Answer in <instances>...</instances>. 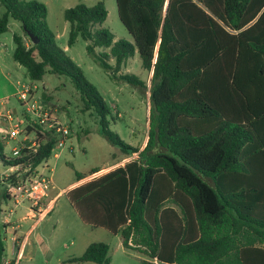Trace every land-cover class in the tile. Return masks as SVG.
Returning a JSON list of instances; mask_svg holds the SVG:
<instances>
[{
    "label": "trees",
    "instance_id": "1",
    "mask_svg": "<svg viewBox=\"0 0 264 264\" xmlns=\"http://www.w3.org/2000/svg\"><path fill=\"white\" fill-rule=\"evenodd\" d=\"M115 8L132 42L101 27L106 11L96 2L63 10L66 45L79 36L113 74L137 53L150 71L146 139L137 157L69 188L70 205L83 223L154 260L142 264H264V0H115ZM45 16L41 2L0 0V33L9 19L19 23L12 60L30 80L66 76L100 134L136 152L109 130V107L55 44ZM118 77L143 86L133 74ZM35 140V151L6 159L0 138V164L48 158L54 137ZM107 250L90 242L71 260L107 264ZM2 252L0 239V264Z\"/></svg>",
    "mask_w": 264,
    "mask_h": 264
},
{
    "label": "rangeland",
    "instance_id": "2",
    "mask_svg": "<svg viewBox=\"0 0 264 264\" xmlns=\"http://www.w3.org/2000/svg\"><path fill=\"white\" fill-rule=\"evenodd\" d=\"M35 1L43 3L46 8L45 21L53 33L55 44L78 65L86 80L109 107L114 118L113 121L109 120V130L124 144L136 147L137 151L124 152L100 134L94 116L89 111H80L78 93L66 76L46 72L40 80H30L22 66L17 63L14 67L10 66L13 61L11 33L14 24L18 25V22L9 19L8 29L0 33V41L4 43V47L0 48L1 70L10 82H19L17 89L20 88V83L33 84L34 96L45 97L46 103L56 109L58 119L69 127V136L58 157L50 155L46 159V168L43 164L37 166V170L51 180L45 202L55 196L53 203L44 208L41 216L38 217L36 211H32L31 218L24 216L30 207L26 200L13 207L11 201L0 199L2 210L11 209L8 224L3 222V213H0L2 257L9 264H95L71 259L79 256L90 242L102 241L108 246L107 264H142L141 260L154 261L137 249L123 247L119 233L113 234L104 228L83 223L65 196L69 188L137 157V152L144 145L148 128L150 71L141 67L136 52L113 74L110 69L99 66L95 58L85 51L86 42L79 36L71 46L66 45L68 23L62 18L63 10L78 4L91 6L96 2H102L106 11L101 27L110 31L113 40L124 39L132 42L131 36L117 18L115 0ZM109 64L113 65L112 59ZM121 73L135 75L143 82V86L120 79L118 74ZM4 106L14 115L22 113L23 107L17 101L16 95L10 97ZM13 144L12 141L4 144L5 156L10 154ZM2 168L0 164V171ZM91 169H97V172L90 173ZM75 172L82 175V178L76 181ZM31 224L33 225L27 232L19 254L11 253L10 238H16L15 251L16 245Z\"/></svg>",
    "mask_w": 264,
    "mask_h": 264
},
{
    "label": "built area",
    "instance_id": "3",
    "mask_svg": "<svg viewBox=\"0 0 264 264\" xmlns=\"http://www.w3.org/2000/svg\"><path fill=\"white\" fill-rule=\"evenodd\" d=\"M16 99L23 107L20 115H14L9 109H1L0 103V121L4 122L0 129V138L4 141L14 142L10 148V154L6 159L20 157L27 152H33L36 148V137H45L49 133L54 137V142L49 156L54 158L59 156L61 149L65 146V141L69 136V127L63 124L57 117L56 109L43 101L40 97H35L32 92V86L20 83V88L15 92ZM28 129H30L28 131ZM47 159V158H46ZM46 159L34 167L29 164L2 165L0 171V182L4 187L6 200L11 201L12 206H18L26 200L30 203L28 213L24 216L31 218L32 211L38 213V217L44 212V208L53 203L55 196L47 197V189L51 185V180L37 170V166L43 164L46 168ZM50 170V169H49ZM4 217V223H9L11 209H1ZM22 216V218L24 217ZM26 235L19 241L15 248V237H11V253L18 255L23 245ZM2 263L9 262L2 257Z\"/></svg>",
    "mask_w": 264,
    "mask_h": 264
},
{
    "label": "crops",
    "instance_id": "4",
    "mask_svg": "<svg viewBox=\"0 0 264 264\" xmlns=\"http://www.w3.org/2000/svg\"><path fill=\"white\" fill-rule=\"evenodd\" d=\"M17 24L18 25L14 24V28L12 29V33L13 32L20 33L19 23H17ZM3 45H4V43L0 41V48L4 47ZM15 64H16L15 61H11L10 66L11 67H14V66H16ZM25 84H27V83H25ZM28 84L32 85V92H33L34 85L31 84V83H28ZM18 85H19V82L18 81H16L15 83L10 82L7 79L5 73H3V71L0 68V103H2L1 109L4 108V110H8V108H6L4 105L7 104L8 99L10 97H12V96L15 95V92H16V90L18 88ZM3 125H4V122L3 121H0V129L3 128ZM7 142L8 141H5V143H7ZM32 225L33 224H31L29 226V228L25 231V233H26L25 235H27V232L30 230V228L32 227ZM24 236H22V238Z\"/></svg>",
    "mask_w": 264,
    "mask_h": 264
},
{
    "label": "water",
    "instance_id": "5",
    "mask_svg": "<svg viewBox=\"0 0 264 264\" xmlns=\"http://www.w3.org/2000/svg\"><path fill=\"white\" fill-rule=\"evenodd\" d=\"M26 37L31 43H36L37 42V39L31 33L27 32Z\"/></svg>",
    "mask_w": 264,
    "mask_h": 264
}]
</instances>
